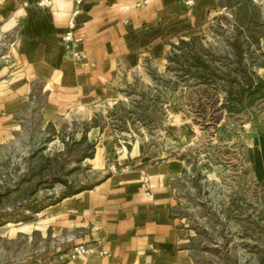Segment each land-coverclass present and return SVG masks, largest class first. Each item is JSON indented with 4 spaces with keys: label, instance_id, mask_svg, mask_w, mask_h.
Returning a JSON list of instances; mask_svg holds the SVG:
<instances>
[{
    "label": "rangeland",
    "instance_id": "1",
    "mask_svg": "<svg viewBox=\"0 0 264 264\" xmlns=\"http://www.w3.org/2000/svg\"><path fill=\"white\" fill-rule=\"evenodd\" d=\"M216 6L224 9L205 34L178 40L163 63L144 65L117 98L87 113L47 116L43 96L21 104L12 121L1 111L0 264L79 259L61 256L89 247L74 244L81 233L58 235L45 210L64 194L88 190L118 172L122 167L106 148L135 141L148 161L185 163L175 214L191 231L186 247L193 264H264V175L258 176L249 148L253 131L264 135V98L239 114L223 106L229 93L264 83V8L247 0ZM9 50L10 38L0 34V69L12 66ZM199 58L208 72L191 61ZM144 116L151 119L148 128ZM94 142L97 159L89 163L84 157ZM255 153L260 161L262 149Z\"/></svg>",
    "mask_w": 264,
    "mask_h": 264
},
{
    "label": "crops",
    "instance_id": "2",
    "mask_svg": "<svg viewBox=\"0 0 264 264\" xmlns=\"http://www.w3.org/2000/svg\"><path fill=\"white\" fill-rule=\"evenodd\" d=\"M217 1L198 0L187 7L184 0H81L79 5L75 0H0V34L10 38L6 58L12 64L0 69L1 115L12 121L21 104L40 96L47 116L87 113L98 102L117 98L135 72L163 63L178 40L205 34L215 13L224 9ZM74 10L86 65L69 60L60 41ZM252 133L259 140L254 136L249 147L252 162L262 177L264 135ZM92 145L89 163L98 154L99 144ZM106 149L122 168L45 210L58 235L78 230L74 244L92 248L91 254L63 264H193L186 247L191 231L175 214L182 205L177 181L185 163L148 161L138 141Z\"/></svg>",
    "mask_w": 264,
    "mask_h": 264
},
{
    "label": "trees",
    "instance_id": "3",
    "mask_svg": "<svg viewBox=\"0 0 264 264\" xmlns=\"http://www.w3.org/2000/svg\"><path fill=\"white\" fill-rule=\"evenodd\" d=\"M183 44H184V42H180V45H183ZM173 48H175V47H173ZM182 59H183V57H182ZM188 61H187V59H184V62H188ZM191 61L194 62L195 67L197 69H199L200 71H203V72L209 71V66L206 65V63L204 61H202L200 58L195 59V60L192 59ZM176 62H177L176 64H179L180 60L176 59ZM262 98H264V83H263V81H259V84H257V85H255L254 82L253 83L250 82L247 85V88H243V87L240 88V91L237 94L229 93L227 95V97L224 98V105L223 106H224L227 113L239 114L244 108H247V107L254 105L257 101H259ZM140 111L143 113L147 112V107L142 106ZM125 118L126 117L124 116V120H122L123 126L120 127L119 129L124 130ZM138 118L141 119L140 117H138ZM142 118L143 119H141V120H142V122H144L143 124H145V127L148 128L149 123L151 122V119H148L147 116H144ZM146 121L149 123L147 124ZM92 124L94 127H97V122L95 120L92 122ZM84 141H85V134L82 136L81 143H83ZM89 147H90L91 153L84 158H92L93 157L94 146H89ZM63 184L65 185V183H63ZM73 194H75V193H73ZM73 194L68 192V193L64 194L61 199L69 197ZM61 199H59L58 201H60ZM55 203H53V205Z\"/></svg>",
    "mask_w": 264,
    "mask_h": 264
},
{
    "label": "built area",
    "instance_id": "4",
    "mask_svg": "<svg viewBox=\"0 0 264 264\" xmlns=\"http://www.w3.org/2000/svg\"><path fill=\"white\" fill-rule=\"evenodd\" d=\"M198 0H184V5L187 7H191ZM251 4L264 8V0H247ZM81 0H75V4L79 5ZM78 14L77 10H74L68 20L66 31L60 37V41L64 47L65 55L67 58L72 60L76 64L86 65L88 64L86 59L85 52L81 49L82 37L76 35L75 27H76V16ZM63 241V240H62ZM92 253L91 247H85L83 245L76 246L69 254L63 257H69L72 260H75L80 257H84Z\"/></svg>",
    "mask_w": 264,
    "mask_h": 264
}]
</instances>
